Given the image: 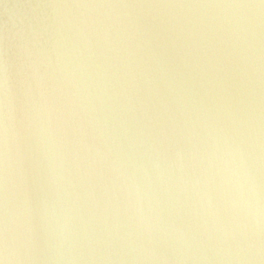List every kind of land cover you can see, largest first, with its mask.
<instances>
[{"label": "water", "instance_id": "obj_1", "mask_svg": "<svg viewBox=\"0 0 264 264\" xmlns=\"http://www.w3.org/2000/svg\"><path fill=\"white\" fill-rule=\"evenodd\" d=\"M3 264H264V0H0Z\"/></svg>", "mask_w": 264, "mask_h": 264}, {"label": "snow or ice", "instance_id": "obj_2", "mask_svg": "<svg viewBox=\"0 0 264 264\" xmlns=\"http://www.w3.org/2000/svg\"><path fill=\"white\" fill-rule=\"evenodd\" d=\"M0 264H3V261L2 260H0Z\"/></svg>", "mask_w": 264, "mask_h": 264}]
</instances>
